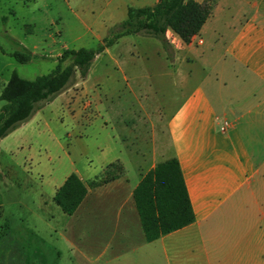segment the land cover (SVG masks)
Returning a JSON list of instances; mask_svg holds the SVG:
<instances>
[{
	"label": "rangeland",
	"instance_id": "rangeland-1",
	"mask_svg": "<svg viewBox=\"0 0 264 264\" xmlns=\"http://www.w3.org/2000/svg\"><path fill=\"white\" fill-rule=\"evenodd\" d=\"M197 1L212 8L216 2ZM156 2L0 0V93L12 71L25 79L48 74L64 50L97 48L117 33L130 7ZM256 2L262 9L264 1ZM208 24L188 44L170 28L164 44L138 34L120 37L96 56L86 75L77 73L0 139V264H124L107 263L112 251L104 233L115 218V202L102 207L99 239L92 217L63 213L54 193L70 173L87 185L126 177L119 161L126 157L133 179L172 154L165 139L169 121L199 74L206 68L211 75L216 63L215 47L209 66L199 61L200 51L218 39ZM24 49L32 55L28 62L11 56ZM4 104L0 99V109ZM95 254H101L97 262L90 260ZM153 264L167 263L160 256Z\"/></svg>",
	"mask_w": 264,
	"mask_h": 264
},
{
	"label": "crops",
	"instance_id": "crops-1",
	"mask_svg": "<svg viewBox=\"0 0 264 264\" xmlns=\"http://www.w3.org/2000/svg\"><path fill=\"white\" fill-rule=\"evenodd\" d=\"M229 1L216 0L206 21L218 39L199 61L209 66L217 48L212 74L205 68L196 78L165 137L195 221L147 242L132 196L142 175L130 178L128 158H119L126 177L87 185L77 174L87 194L75 214L92 217L99 239L102 207L115 202L104 233L107 263L153 264L163 256L167 264H264V3Z\"/></svg>",
	"mask_w": 264,
	"mask_h": 264
},
{
	"label": "trees",
	"instance_id": "trees-1",
	"mask_svg": "<svg viewBox=\"0 0 264 264\" xmlns=\"http://www.w3.org/2000/svg\"><path fill=\"white\" fill-rule=\"evenodd\" d=\"M211 9L208 2L195 0H157L152 6L130 7L117 33L104 39L97 48L64 50L50 73L34 79L22 78L12 71L0 93V99L5 101L0 109V139L27 121L42 102L62 92L77 73L86 75L96 56L120 37L138 34L154 37L163 43L166 29L170 28L182 42L188 44L209 18ZM11 56L20 63L28 62L32 57L25 49L11 53ZM66 59L70 63L62 67L61 63ZM86 194L87 188L80 177L70 173L55 191L53 201L63 213L72 215ZM132 196L147 242L195 221L182 171L175 157L158 162L145 172Z\"/></svg>",
	"mask_w": 264,
	"mask_h": 264
}]
</instances>
